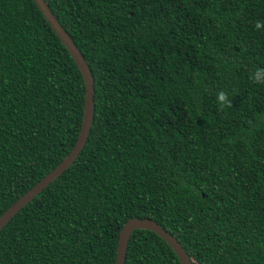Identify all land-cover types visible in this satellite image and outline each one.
<instances>
[{
	"label": "trees",
	"instance_id": "trees-1",
	"mask_svg": "<svg viewBox=\"0 0 264 264\" xmlns=\"http://www.w3.org/2000/svg\"><path fill=\"white\" fill-rule=\"evenodd\" d=\"M92 80L85 143L0 229V264H114L149 220L191 264H264V0H43ZM229 92L221 111L216 93ZM85 87L33 0H0V216L72 151ZM123 264H180L134 229Z\"/></svg>",
	"mask_w": 264,
	"mask_h": 264
},
{
	"label": "water",
	"instance_id": "water-1",
	"mask_svg": "<svg viewBox=\"0 0 264 264\" xmlns=\"http://www.w3.org/2000/svg\"><path fill=\"white\" fill-rule=\"evenodd\" d=\"M44 19L47 21L51 29L54 31L58 39L61 41L72 60L74 61L84 83L85 87V102L84 112L81 129L75 143L74 148L68 154V156L45 178L19 198L13 205H11L1 216H0V229L32 198H34L40 191H42L49 183L55 180L77 157L81 151L89 129V123L91 118V105H92V80L89 71L81 58L80 54L69 40L68 36L59 26L57 21L54 19L50 11L48 10L46 3L43 0H33ZM144 229L151 231L163 239L169 247L173 250L180 264H191L179 247L175 239L160 228L157 224L149 220H129L125 222L119 232L116 248V256L114 264H123L125 249L127 245L128 237L132 230Z\"/></svg>",
	"mask_w": 264,
	"mask_h": 264
},
{
	"label": "clouds",
	"instance_id": "clouds-1",
	"mask_svg": "<svg viewBox=\"0 0 264 264\" xmlns=\"http://www.w3.org/2000/svg\"><path fill=\"white\" fill-rule=\"evenodd\" d=\"M255 28L257 30L264 29V23L256 22ZM250 80L255 84H264V68H258L250 74ZM231 101L229 92L220 90L216 93V103L221 111L231 107Z\"/></svg>",
	"mask_w": 264,
	"mask_h": 264
}]
</instances>
